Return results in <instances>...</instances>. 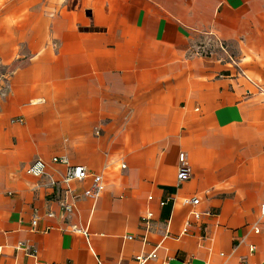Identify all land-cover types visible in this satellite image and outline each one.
Here are the masks:
<instances>
[{
  "label": "crops",
  "instance_id": "obj_1",
  "mask_svg": "<svg viewBox=\"0 0 264 264\" xmlns=\"http://www.w3.org/2000/svg\"><path fill=\"white\" fill-rule=\"evenodd\" d=\"M263 204L264 0H0V264H264Z\"/></svg>",
  "mask_w": 264,
  "mask_h": 264
},
{
  "label": "built area",
  "instance_id": "obj_2",
  "mask_svg": "<svg viewBox=\"0 0 264 264\" xmlns=\"http://www.w3.org/2000/svg\"><path fill=\"white\" fill-rule=\"evenodd\" d=\"M52 162L55 164L63 165L65 167L64 182L66 184H70L74 181H83L89 177H92L93 178V186L91 189L87 190L85 194L88 197H91L94 199H96L100 195V193L103 189L102 177L100 175H97V174L89 171L84 166L72 165L67 157H54V158H52ZM46 168H47V163L42 159H37L27 167L26 173L30 176L39 178V177H42L45 175ZM190 178H191V170H190V167L188 164L187 156L185 153H181L180 158H179V170H178L179 183L187 181ZM187 202H189L194 207H196L200 204V200L198 198H193L189 201H186V203ZM64 209H65V212H70L72 207L70 205H65ZM261 214L264 216V204L261 207ZM50 215L52 216V214H50ZM193 215H194L195 219H197V220L201 218V214L197 211H194ZM152 216H153V214L149 213L147 218L144 219V222H146V224H148L149 221L152 219ZM37 225H38V219H37V217H35L32 221L33 230H36ZM73 230H75L77 232H81L85 236H88V231L86 229H83V228L78 229V228L74 227ZM254 231H255V233L260 232V229L258 228L257 224L254 226ZM128 238H132V237H128ZM250 250L254 251L255 247L251 246ZM0 252H1V249H0ZM139 261H140V259H139Z\"/></svg>",
  "mask_w": 264,
  "mask_h": 264
}]
</instances>
